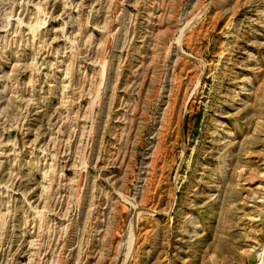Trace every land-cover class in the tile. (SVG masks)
Here are the masks:
<instances>
[{
	"label": "rangeland",
	"instance_id": "rangeland-1",
	"mask_svg": "<svg viewBox=\"0 0 264 264\" xmlns=\"http://www.w3.org/2000/svg\"><path fill=\"white\" fill-rule=\"evenodd\" d=\"M0 264H264V0H0Z\"/></svg>",
	"mask_w": 264,
	"mask_h": 264
}]
</instances>
